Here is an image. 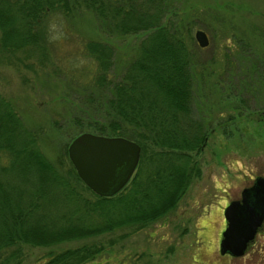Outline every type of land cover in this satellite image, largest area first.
<instances>
[{"label":"trees","instance_id":"obj_1","mask_svg":"<svg viewBox=\"0 0 264 264\" xmlns=\"http://www.w3.org/2000/svg\"><path fill=\"white\" fill-rule=\"evenodd\" d=\"M175 2L0 0V56L9 66H42L49 56L47 18L69 17L77 8L94 14L109 41L142 36L114 79V47L87 41L96 71L93 85L76 96L79 119L92 134L122 136L140 145L137 169L115 196L95 195L70 160L64 169V160L47 158L39 148L38 130L28 128L0 95V264H19L22 246L51 247L124 228L141 231L166 218L199 176L194 156L202 153L210 131L196 118V93L206 86L208 74L191 48L190 31L172 20ZM102 250L83 244L52 251L43 264H84Z\"/></svg>","mask_w":264,"mask_h":264},{"label":"rangeland","instance_id":"obj_2","mask_svg":"<svg viewBox=\"0 0 264 264\" xmlns=\"http://www.w3.org/2000/svg\"><path fill=\"white\" fill-rule=\"evenodd\" d=\"M175 7L172 20L190 31L191 48L208 74L206 86H199L196 93V118L210 131L202 153L194 156L199 176L166 218L141 231L124 228L51 247L22 246L19 264H43L49 252L83 244L103 248L84 264H264V225L244 257L219 254L225 207L256 177L264 178V0H176ZM75 10L69 17L47 18L49 56L43 67L9 66L0 56V95L28 128L38 130L42 153L53 162L64 160V169L69 167V144L91 131L79 119L76 99L79 90L93 85L96 71L85 43L96 39L114 47L110 76L114 79L142 38L109 41L94 14ZM198 29L209 37L208 48L198 47L194 39Z\"/></svg>","mask_w":264,"mask_h":264},{"label":"water","instance_id":"obj_3","mask_svg":"<svg viewBox=\"0 0 264 264\" xmlns=\"http://www.w3.org/2000/svg\"><path fill=\"white\" fill-rule=\"evenodd\" d=\"M198 47L208 48L209 37L198 29L194 34ZM68 159L78 178L99 197L109 198L118 194L133 177L140 156V145L120 137H104L79 134L69 144ZM255 186L241 193L242 199L232 202L224 210V220L228 224L222 232L219 253L240 258L250 241L263 223L264 179L257 180ZM252 200H255L254 202ZM257 202L259 207L253 208Z\"/></svg>","mask_w":264,"mask_h":264},{"label":"flooded vegetation","instance_id":"obj_4","mask_svg":"<svg viewBox=\"0 0 264 264\" xmlns=\"http://www.w3.org/2000/svg\"><path fill=\"white\" fill-rule=\"evenodd\" d=\"M260 178V180H262V179H264V178H262V177H260V176H258V177H256V179L254 180L255 182H253L252 183V185L250 186H248L247 188H245L244 190H248V188H252V187H254L255 186V184H256V182H258L257 180ZM241 200L242 199V196L240 195V197L237 199V200H233V201H231V202H228L229 204H232V202H235V201H238V200ZM253 202L255 201V200H252ZM228 204V205H229ZM228 205L225 207V209L228 207ZM252 206H253V208H258L259 207V205H258V203L257 202H255V203H252ZM224 209V210H225ZM262 211H264V207L262 208ZM225 221V220H224ZM263 223H261V225H260V227L257 229V234H255V236H254V239H252L251 241H250V243H249V245L247 246V249H246V251H245V253H244V255L248 252V250L251 248V245L253 244V242L255 241V238H256V236L258 235V234H260L258 231H260V228L262 227V225H264V219H263V221H262ZM228 224H226L225 225V227H224V230H225V228H226V226H227ZM219 243H220V241H219ZM220 254V253H219ZM222 255V254H221ZM244 255H242L243 257H244ZM223 256H227V257H233V255H228V254H226V255H223ZM241 256V257H242Z\"/></svg>","mask_w":264,"mask_h":264}]
</instances>
